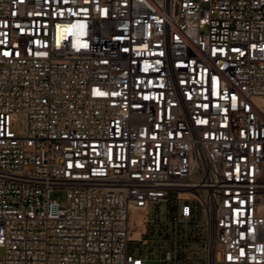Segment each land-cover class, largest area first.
<instances>
[{
    "label": "built area",
    "instance_id": "obj_1",
    "mask_svg": "<svg viewBox=\"0 0 264 264\" xmlns=\"http://www.w3.org/2000/svg\"><path fill=\"white\" fill-rule=\"evenodd\" d=\"M191 224L264 264V0H0V264H186Z\"/></svg>",
    "mask_w": 264,
    "mask_h": 264
},
{
    "label": "rangeland",
    "instance_id": "obj_2",
    "mask_svg": "<svg viewBox=\"0 0 264 264\" xmlns=\"http://www.w3.org/2000/svg\"><path fill=\"white\" fill-rule=\"evenodd\" d=\"M51 198L60 203H64L67 199V193L64 190H55L51 194ZM158 209L161 212V220L168 221L169 217V205L162 204V206L150 207V215L153 217L155 210ZM205 222V217H201L200 220ZM166 224V223H165ZM159 238L163 241H168L170 244H176L178 248V258L184 260L186 264H196L201 256L202 249L205 248L207 242L206 232L191 224L189 226H179L173 228V226H167L161 228ZM165 246L164 251L170 249V244ZM130 248L134 246H141L138 242H130ZM159 245H156L153 250V254H150V250L143 254L147 259H151L148 264H166L165 262L160 263L161 250ZM2 253H0V256Z\"/></svg>",
    "mask_w": 264,
    "mask_h": 264
},
{
    "label": "bare ground",
    "instance_id": "obj_3",
    "mask_svg": "<svg viewBox=\"0 0 264 264\" xmlns=\"http://www.w3.org/2000/svg\"><path fill=\"white\" fill-rule=\"evenodd\" d=\"M146 213H147L146 208L133 211L130 218V225H131V229L133 230V233L131 235L132 239L141 238V233L144 229V221H145Z\"/></svg>",
    "mask_w": 264,
    "mask_h": 264
}]
</instances>
